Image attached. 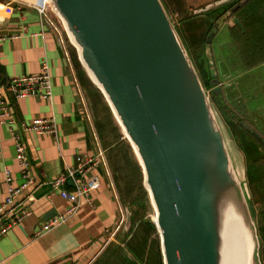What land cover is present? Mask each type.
I'll return each instance as SVG.
<instances>
[{"label": "water", "instance_id": "water-1", "mask_svg": "<svg viewBox=\"0 0 264 264\" xmlns=\"http://www.w3.org/2000/svg\"><path fill=\"white\" fill-rule=\"evenodd\" d=\"M49 1L80 63L135 149L156 214L163 264H224V224L230 212L244 222L250 264H261L242 185L197 72L161 1ZM234 24L241 28L236 19ZM245 130L264 146L257 134Z\"/></svg>", "mask_w": 264, "mask_h": 264}, {"label": "crops", "instance_id": "crops-1", "mask_svg": "<svg viewBox=\"0 0 264 264\" xmlns=\"http://www.w3.org/2000/svg\"><path fill=\"white\" fill-rule=\"evenodd\" d=\"M40 1L0 0V84L16 77L37 75L45 63L48 66L52 87V97L49 101L33 97L13 99L8 93L3 92L11 107V123L0 124V204L8 195L4 172L7 170L10 174V187H18L21 183L20 168L15 159L17 139L24 148L35 184L15 198L18 204L16 213L27 215L0 236V264H114L118 259L121 262V258L115 252L121 245L118 236L115 241L108 237V233L118 224L121 208L107 170L99 168L100 174H90L89 177L96 180L97 187L90 192L89 202L82 205L75 214L66 215L68 201L61 196L59 189L52 190L44 184L59 177L66 170L74 168L77 158L95 157L98 152H103L108 168L113 172L122 168L123 163L118 161L120 152L117 147L119 139L122 141L121 134L118 133V140L115 137L114 143H107L106 130L111 128L115 132L121 129L118 122L104 96L80 63L75 48L65 36L64 39L62 36L61 44L53 28L40 21L39 14L32 7L39 5ZM160 1L172 24L178 26L186 44L198 47L199 55L206 58L208 52L205 48L207 45L205 39L212 32L210 26L213 16L205 15V9L221 0ZM45 12L58 26L59 22L49 8L46 7ZM225 24L230 28L234 26L229 22ZM227 30L230 32L228 28ZM216 36L217 34H212L214 39H217ZM229 39L235 47L230 34ZM235 49L243 62L247 63L249 56L245 57V49L238 50V47ZM74 53L77 61L73 59ZM219 59L222 61L221 57ZM214 66L216 80L220 83L223 81L225 86L226 102L228 104L236 102L231 108L234 114L242 118L239 126L246 125L244 121H247L249 115L245 106L237 101L239 97L234 85L227 80L219 65L214 62ZM215 99L217 103L221 101L218 96ZM106 112L111 117V123L107 128L101 122L102 114ZM35 119L52 120L55 125L54 134L37 135L20 129L21 123H30ZM262 125L264 126V122ZM237 133L234 140L238 141ZM236 146L246 160L238 142ZM127 148L132 149L128 144ZM136 159V169H139L143 176ZM246 163L247 170L245 169L244 174L248 175L251 163H248V166ZM261 170L263 172V167ZM246 180L250 182L248 177ZM142 181L140 191L145 197L147 193ZM117 185L120 188V184ZM66 189L70 191L71 186L67 185ZM31 192L33 198L28 200L25 195ZM257 205L260 208L256 218L259 222L256 229L257 233L259 230L262 233L264 204L260 202ZM58 217H64V220L35 237L36 231L44 223ZM7 218L8 216L0 219V226ZM148 227L155 232L150 225ZM258 238L261 249L259 234ZM127 239L125 244L133 241L132 236ZM160 262L163 264L158 247L157 264Z\"/></svg>", "mask_w": 264, "mask_h": 264}, {"label": "rangeland", "instance_id": "rangeland-1", "mask_svg": "<svg viewBox=\"0 0 264 264\" xmlns=\"http://www.w3.org/2000/svg\"><path fill=\"white\" fill-rule=\"evenodd\" d=\"M245 1L246 0H230L227 3L234 2L233 5L238 6L242 5ZM227 3L216 6L214 7L215 9L213 8L212 10L206 11L205 13V15L213 16V18H211L213 22L210 26L212 27V32L205 39L207 42L205 48L208 52L206 57L208 61V67L212 72V77L215 80L211 83L212 86L210 88L205 87L203 89L208 97L218 128L222 133L232 169L237 175L242 185L246 200L249 203L248 207L250 209L249 211L251 215L254 212V216L252 215V220L257 227L259 222H257L256 218L260 208V206L257 205L259 202H257L256 198L258 191L256 187H251L249 184L250 182L246 180L247 177L250 179L251 175L250 172L248 175H246V173L244 174L245 169L247 170V167L245 166L246 160L236 146V142H239V139L238 141L234 140V136L239 130L237 126L239 125V122L242 121V118L232 112V104L234 103L235 105L236 102L229 104L226 102V90L224 89L225 86L223 81L220 83L216 80V68L214 66V62L219 65L221 72L227 76V80L232 82V85H234L239 97V100L237 101L241 102L248 112L249 116L247 121H244L246 125L243 124L244 126L241 125V127L243 129H245V127L251 129L252 127V132L257 134L259 136L258 138L262 139L264 144V126L262 125V122H264V52L251 53L250 56L247 57V63L243 62L239 53L235 49V47H238V50L244 48L243 38L240 36V32L236 29L238 28L237 25L234 24L235 15L233 16L232 14V12L237 7L234 6L226 13L223 6ZM223 15L224 17L222 18ZM58 22L60 24V21ZM227 22H229L231 26L234 24V26L231 28L227 27L225 24ZM60 26L63 39L64 36L66 39L67 36L65 31L61 24ZM174 28L183 45L190 49V54L193 55V57H195L197 54H200L198 47L186 44L184 38L180 34L178 26L174 25ZM227 28L230 30V32H228ZM212 34H217V39H214ZM229 34L233 39L235 47L231 42V39H229ZM220 57L222 58V61H220ZM213 95L215 98L218 96L220 98L219 100L221 101L217 103L215 98L212 100L211 96ZM244 114L245 113L243 112V115ZM102 115L103 118L101 119V122L103 126L107 128V126L111 123V117L107 112L105 114L103 113ZM232 125L236 127H233ZM106 131L107 143L109 144L115 142V137H117L118 140V133H120L122 137V141L119 139V143L117 144L120 152L118 161L123 163L122 168L120 167L119 170L115 169L114 172L111 170V168L109 170L105 157V167H102L107 170L108 178L113 183V189L116 197L119 200V206L121 208V211L119 212L118 224L116 225L115 229L108 233L110 240L115 241L116 237L118 236L119 243H121V245L123 244V246L119 245L115 250L117 255L121 258V262H119L118 259L115 260L114 264H157V251L158 247L160 248L159 233L157 232V229L155 233L148 227L149 223L155 226L153 223L155 212L153 206L151 205L147 191L145 197L140 191V182L142 181L143 176L141 175V171L136 169V156L132 149L129 150L127 148V144L130 146V143L122 133L121 129H117L114 132L111 130V128H108ZM235 138L237 137L235 136ZM248 139L252 141L253 146L257 148V153L260 159L257 161L256 166H258L260 171L263 167V177L261 178L262 181L264 179V146L259 142L257 144L249 136ZM246 165L248 166V163H246ZM100 170L101 169L95 170L94 173L100 174ZM118 183L120 184V188L117 185ZM130 236H132L133 241L130 240L128 244H125L128 241L127 238Z\"/></svg>", "mask_w": 264, "mask_h": 264}, {"label": "built area", "instance_id": "built-area-1", "mask_svg": "<svg viewBox=\"0 0 264 264\" xmlns=\"http://www.w3.org/2000/svg\"><path fill=\"white\" fill-rule=\"evenodd\" d=\"M32 7L37 11L40 21L48 24L53 28L59 38V42L63 44L62 30L60 24L57 26L49 15L45 12L46 7L58 18L51 8L47 0H41L40 4ZM3 92H6L13 99H22L33 97L43 101H49L52 97V87L48 66L44 63L42 70L37 75L16 77L8 80L4 84H0V124L4 122L11 123V107L6 101ZM20 129L23 132H32L37 135L41 134H54L55 125L52 120L48 119H35L30 123H21ZM16 156L21 175V183L18 187H10L11 177L6 170L5 183L8 185V195L6 199L0 204V219L8 216L6 221L0 226V236L4 235L11 227L15 226L27 213H16L18 204L15 198L20 196L28 188L34 186V178L31 168L25 154L24 148L21 146L19 139L15 142ZM105 167L104 154L98 152L95 157H80L77 158L76 165L72 169L66 170L59 177L49 180L44 184L52 190L59 189L61 196H63L69 203L66 215L75 214L80 207L90 200V192L97 187L95 179L90 178L95 170ZM70 185L71 190H67L66 186ZM28 200H32V192L25 195ZM15 213L14 215H12ZM64 217H58L44 223L39 230L36 231L35 237L49 231L57 226Z\"/></svg>", "mask_w": 264, "mask_h": 264}, {"label": "trees", "instance_id": "trees-1", "mask_svg": "<svg viewBox=\"0 0 264 264\" xmlns=\"http://www.w3.org/2000/svg\"><path fill=\"white\" fill-rule=\"evenodd\" d=\"M234 2H230L225 4L223 7L225 8V12L227 13L232 9L235 5ZM237 7L233 12V16L235 15V19L240 23L242 28H236L240 32V36L244 41V49H245V57L246 55L250 56L251 53H261L264 51V0H246L242 5L235 6ZM188 55L191 53L190 49L184 45ZM74 51L73 49H71ZM73 59H76L75 53L73 55ZM190 59L192 64L197 72V75L200 79V82L205 87H211V83L215 80L212 77V72L209 70L208 61L206 58L202 57V55L197 54L195 57L190 54ZM215 95V94H214ZM211 96L213 100L215 96ZM239 133V142L238 146L243 152L246 160L249 165L250 171V186L256 187L257 189V202H261L264 204V184H262L261 178L263 177L262 170L255 166L257 161L260 159L257 154V148L253 146L252 141L248 139V136L253 139L258 144V141L248 132H246L243 128L238 125ZM247 137V138H245ZM255 143V144H256ZM151 228L156 233V228L153 224L149 223ZM261 240V251L260 260L261 264H264V232L258 231ZM263 260V262H262ZM162 264V262H160Z\"/></svg>", "mask_w": 264, "mask_h": 264}, {"label": "bare ground", "instance_id": "bare-ground-1", "mask_svg": "<svg viewBox=\"0 0 264 264\" xmlns=\"http://www.w3.org/2000/svg\"><path fill=\"white\" fill-rule=\"evenodd\" d=\"M116 121L118 122L117 119ZM120 128L122 129L121 126ZM122 132L124 133L123 129ZM133 150L135 152L134 148ZM153 220L155 223L156 214H154ZM243 224L244 222L235 213H228L224 224V264H250V238Z\"/></svg>", "mask_w": 264, "mask_h": 264}]
</instances>
